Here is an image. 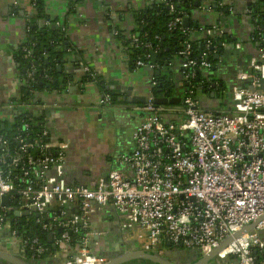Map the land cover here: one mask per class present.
<instances>
[{
    "label": "built area",
    "instance_id": "built-area-1",
    "mask_svg": "<svg viewBox=\"0 0 264 264\" xmlns=\"http://www.w3.org/2000/svg\"><path fill=\"white\" fill-rule=\"evenodd\" d=\"M32 1L28 0L31 9ZM168 1L158 0L173 11V4ZM218 5L224 7V0ZM18 7V1L13 0V15ZM182 21L173 19L169 29ZM44 25H49L48 20ZM208 27L203 31V39L207 40L199 57L192 56L188 43L180 52L183 93L179 104L157 105L149 90L145 103L136 107L143 118L132 132V152L120 159L129 170L127 175L113 170L107 178H98L89 186H72L63 177L67 144L52 141L43 124L37 123L34 133L31 124L23 120L10 139L0 135V232L6 231L9 237L20 241L28 259L44 260L70 249L73 235L82 231L72 255L62 264H107L109 259L96 255L90 244L95 205L110 203L122 218L123 233L134 229L145 234L144 251L157 256L176 248L208 255L263 216L264 26L252 27L248 41L256 47V53L235 75L228 112L201 108L199 90L194 85L196 74L209 71L211 59L217 55L216 46L209 39L225 34L220 20ZM113 34L117 35V30ZM130 39L135 49L142 46L135 36ZM144 47L151 49L150 44ZM234 48L240 49V43H235ZM22 49L25 58L31 60V47L22 45ZM150 57H138L133 71L148 66L143 58ZM80 68L91 78L89 82L101 84L90 63H82ZM42 78L52 80L46 70L42 71ZM150 81L151 88L155 83L153 78ZM102 88L98 105H111L109 89L103 84ZM16 107L14 102L7 105L11 111ZM169 113H178L177 120H170ZM3 197L8 198V207L1 204ZM13 208L29 215L14 217L10 213ZM10 215L18 223L23 219V228L34 227L35 235L12 229ZM262 230L264 222L232 238L216 259L228 264H264V239L259 234ZM50 233L54 256L49 255L47 244L38 236L47 237ZM257 256L263 261H257Z\"/></svg>",
    "mask_w": 264,
    "mask_h": 264
},
{
    "label": "crops",
    "instance_id": "crops-1",
    "mask_svg": "<svg viewBox=\"0 0 264 264\" xmlns=\"http://www.w3.org/2000/svg\"><path fill=\"white\" fill-rule=\"evenodd\" d=\"M17 1L21 9L19 16L12 14L13 0H0L2 120L13 113L7 109V105L21 94L22 83L16 53L24 43V17L32 13L28 0ZM192 1L198 6L188 25L194 23L198 29L191 32V39L197 41L203 38L204 27L220 20L225 34L231 40L227 46L219 48V59L214 58L217 65L209 71H200L201 77L209 79L212 90L199 91V104L203 109L228 112L232 102L224 90L226 93L230 91L236 73L243 70L250 57L256 53V47L248 41L253 27L248 8L256 0H224L225 5L232 9L224 20L219 19L214 10L205 9L214 0ZM151 3H158V0H103V3L99 0H83L76 13L67 16L65 3L61 0L44 1L48 15L60 22L66 21V36L71 50L65 54L64 71L72 74L74 80L68 82L67 87L60 92L49 91L36 95L31 107L21 111L32 112L39 119L37 122L48 128L52 141L67 144L63 177L69 185L89 186L98 178H107L113 170H120L126 175L129 173L120 159L133 150L132 132L143 118L136 107L142 105L140 102L149 94L155 66H152L151 71L148 63V66L129 72L127 52L117 43L113 33L117 29L130 32L134 28L132 12ZM237 42L241 45L240 49L234 48ZM82 63H90L101 84L80 83ZM167 71L177 91L182 83L181 59H172L167 64ZM102 84L117 95L116 104L98 105L104 93ZM123 92H131L134 104L127 102L128 98ZM168 118L176 121L178 113H169ZM121 222L122 218L110 203L94 206L89 230L90 244L96 255L110 260L119 254L145 252V234L139 232V237L143 239L142 244L139 242L141 247L126 248L127 232L121 230ZM48 244H52V238ZM0 251L20 258L25 256L20 241L9 237L6 231L0 232ZM72 253L73 249L66 248L54 257L31 261H35V264H62ZM228 263L219 261L217 264ZM0 264L6 263L0 261Z\"/></svg>",
    "mask_w": 264,
    "mask_h": 264
},
{
    "label": "trees",
    "instance_id": "trees-1",
    "mask_svg": "<svg viewBox=\"0 0 264 264\" xmlns=\"http://www.w3.org/2000/svg\"><path fill=\"white\" fill-rule=\"evenodd\" d=\"M65 3L67 9V16L76 13L78 6L83 0H61ZM222 0H214L210 8L214 10L219 19H225L229 15L228 6L220 7L218 2ZM168 2L173 4V11H170L165 3H151L147 4L143 9L133 11L134 28L130 32L117 29V35L115 39L120 46L127 52L128 64L127 69L129 72L135 70V61L142 55H150L156 51L157 59L152 74L154 86L150 88V94L154 97H160L162 94L166 97L174 96L176 89L171 81L167 64L172 59L180 58V52L184 46L188 43L191 46L192 56L197 58L200 53L205 49V42L207 39H199L193 41L191 39V32L197 31L198 27L190 24L188 28L183 27V24L177 25L175 28L169 29L168 24L175 18H188L192 21V13L197 9L198 5H195L192 0H169ZM32 13L27 15V21L25 24V37L23 45L31 47L32 59H26L22 46L16 53V62L19 64L20 78H21V94L18 98L12 102L16 103L17 107L14 109L11 115H7L5 119H0V135L6 138H11L16 132V128L24 120L26 123L31 124V128L36 133L37 119L33 116L32 112H24L21 110H28L23 108V104L30 106L33 104L35 96L49 91H61L67 87V83L74 80L72 74L65 73V54L71 50L66 36V21L60 23V26H55L59 20L57 18L49 16L45 12L44 0L32 1ZM20 7L14 9L15 15H20ZM250 19L252 26H264V0H256L251 5ZM48 20L49 25H44V21ZM209 28L204 27L205 29ZM195 29V30H194ZM130 36H135L138 39L140 45L135 49L131 44ZM160 37V40L156 38ZM213 45L219 50L218 45L223 43H229L230 37L223 34L222 37L215 36L209 39ZM145 44H150L151 49L145 48ZM33 45V46H32ZM151 58V57H150ZM142 59V58H141ZM181 59V58H180ZM143 61L148 64L150 59L143 58ZM212 67L217 65V61L214 58L211 59ZM34 66V67H33ZM34 69L31 70L30 68ZM58 67L60 70L58 71ZM46 72L52 77L51 81L42 78V71ZM156 71L160 74L156 75ZM31 72V77L28 78V74ZM91 81V78L86 73H82L80 83ZM31 86L28 89V86ZM195 87L200 90L211 91L212 85L209 83L207 77H201L200 71L196 74L194 80ZM110 96V104L114 105L118 101V97L112 91L108 92ZM50 140V139H49ZM10 150L11 147H9ZM11 228L16 229L19 233L25 235H35L36 230L33 228H23L24 220L18 223V220H14L10 215ZM31 227V225H30ZM83 235L82 231H78L73 235V243L70 245L71 249H74L78 244L80 237ZM42 243L47 244L49 255H53L56 251L52 244L47 243V237L42 234H38ZM172 250V249H171ZM184 253V258L195 254ZM40 261H43L42 259ZM257 261L262 262L263 258L257 256ZM211 264H215L212 262Z\"/></svg>",
    "mask_w": 264,
    "mask_h": 264
},
{
    "label": "water",
    "instance_id": "water-1",
    "mask_svg": "<svg viewBox=\"0 0 264 264\" xmlns=\"http://www.w3.org/2000/svg\"><path fill=\"white\" fill-rule=\"evenodd\" d=\"M174 1H176V0H174ZM188 22H189V19L184 18L182 21L183 27L188 28L189 27ZM218 47L221 48V44H219ZM219 54H220V51L217 52V55L214 58L219 59ZM156 59H157V53L152 52L151 58L149 61V65L154 67L155 63H156ZM149 69L152 71V68H149ZM59 70H60V67H58V71ZM159 74H160V72L156 71V75H159ZM261 88L264 90V81L261 82ZM182 93H183V88L178 89L175 92L174 96H172V97H166L165 95L162 94L160 97L155 98V103L157 105H164V106L178 105L179 100H180V95ZM123 94L127 96V98H128L127 102L129 104H132V103L134 104V99L131 96V92H123ZM140 103L144 104L145 98L142 99V102H140ZM1 204L5 207H8L9 206L8 198L3 197L1 200ZM10 213L14 217H20V216L26 217L29 215V212L19 213L17 208H13L10 211ZM260 222H264V214L262 217H260L259 219H257L253 223L249 224L248 226L244 227L238 233L234 234V236L232 238H237L238 236H240L244 232L252 231L255 228V226L257 224H259ZM58 232H60V230H58ZM259 234H260L261 238L264 239V230L260 231ZM47 238H48V243H51L52 234L51 233L48 234ZM232 238L231 237L227 238L226 240H224L220 244V246L218 248L214 249L211 253H209L208 255H204V256H201L198 252H194L195 254H193L191 257L187 256L185 258L179 257V258L173 259V258H170V255L172 254L170 250L167 251L165 253V255L162 257L157 256L155 254L143 252V251H137V252H128V253H124V254H119L118 256L110 259L107 264H123V263H129V262L134 261V260L146 261L148 264H211L215 260L217 261V259H216L217 254L225 248V246L232 240ZM166 246L168 248L170 247L169 244H167ZM184 255L185 254L183 253L182 256H184ZM0 261L5 262L6 264H35L36 263L35 261L29 260L25 256H24V258H20V257L13 256L9 253L2 252V251H0Z\"/></svg>",
    "mask_w": 264,
    "mask_h": 264
},
{
    "label": "rangeland",
    "instance_id": "rangeland-1",
    "mask_svg": "<svg viewBox=\"0 0 264 264\" xmlns=\"http://www.w3.org/2000/svg\"><path fill=\"white\" fill-rule=\"evenodd\" d=\"M140 234L138 233V231H129V232L127 231V240H125V243H124L127 249H131L134 247H141V245L139 246V244L141 243V241H143V239H141L139 237ZM191 252H192L191 250H187V249H183V248H176V249H173L171 251V253H173L174 255H178V254L183 255V253H191ZM50 257H52V256H50ZM214 263L217 264V263H219V261L215 260ZM129 264H147V262L142 261V260H134V261L129 262Z\"/></svg>",
    "mask_w": 264,
    "mask_h": 264
},
{
    "label": "flooded vegetation",
    "instance_id": "flooded-vegetation-1",
    "mask_svg": "<svg viewBox=\"0 0 264 264\" xmlns=\"http://www.w3.org/2000/svg\"><path fill=\"white\" fill-rule=\"evenodd\" d=\"M224 92H225V94H228L229 96H230V94H231V88H230V91L228 90V92L226 93V91L224 90ZM162 257V256H161ZM181 258V257H183L181 254H178V255H174L173 253L170 255V258H173V259H175V258ZM123 264H129V263H123ZM148 264V263H147Z\"/></svg>",
    "mask_w": 264,
    "mask_h": 264
}]
</instances>
